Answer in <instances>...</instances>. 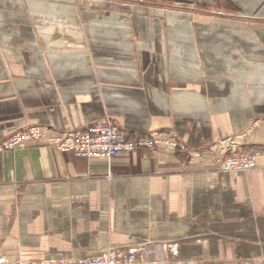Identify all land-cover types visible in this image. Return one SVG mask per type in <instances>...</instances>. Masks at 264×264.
Wrapping results in <instances>:
<instances>
[{
  "label": "crops",
  "instance_id": "0c3cea01",
  "mask_svg": "<svg viewBox=\"0 0 264 264\" xmlns=\"http://www.w3.org/2000/svg\"><path fill=\"white\" fill-rule=\"evenodd\" d=\"M105 116L195 152L246 134L260 157L219 172L167 147L110 165L43 143L4 152L0 264H264V0H0V142Z\"/></svg>",
  "mask_w": 264,
  "mask_h": 264
},
{
  "label": "built area",
  "instance_id": "2783aa9c",
  "mask_svg": "<svg viewBox=\"0 0 264 264\" xmlns=\"http://www.w3.org/2000/svg\"><path fill=\"white\" fill-rule=\"evenodd\" d=\"M239 137H229L213 143L203 151L195 152L187 149L177 138L161 139L157 132L147 135L128 136L121 132L108 117H102L93 124L78 131L57 132L52 129L28 126L0 142V155L24 147L27 144L43 143L53 147L55 151L70 154L76 160H103L110 165L113 159L121 155H129L140 150L154 151L159 147H167L175 152L191 156L201 153L212 155V162L219 172H248L256 168L260 152L258 150L244 151L239 144ZM11 264H136L130 254L127 259L117 258L113 252L104 257L20 262Z\"/></svg>",
  "mask_w": 264,
  "mask_h": 264
},
{
  "label": "rangeland",
  "instance_id": "374dc122",
  "mask_svg": "<svg viewBox=\"0 0 264 264\" xmlns=\"http://www.w3.org/2000/svg\"><path fill=\"white\" fill-rule=\"evenodd\" d=\"M91 6H96L98 5L99 3H102V2H110V0H86ZM119 4H123L122 2H119ZM246 134L244 135H240V136H234V137H239V140L240 141L241 139H243V136H245Z\"/></svg>",
  "mask_w": 264,
  "mask_h": 264
},
{
  "label": "trees",
  "instance_id": "16d2710c",
  "mask_svg": "<svg viewBox=\"0 0 264 264\" xmlns=\"http://www.w3.org/2000/svg\"><path fill=\"white\" fill-rule=\"evenodd\" d=\"M220 4L219 3H217V7L219 6ZM222 5H223V7L226 9V10H233L228 4H226V3H222Z\"/></svg>",
  "mask_w": 264,
  "mask_h": 264
}]
</instances>
